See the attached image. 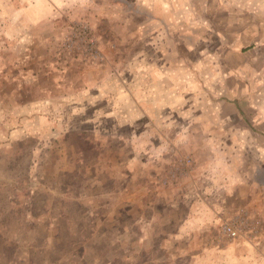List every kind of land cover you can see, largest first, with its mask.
<instances>
[{"label": "rangeland", "instance_id": "1", "mask_svg": "<svg viewBox=\"0 0 264 264\" xmlns=\"http://www.w3.org/2000/svg\"><path fill=\"white\" fill-rule=\"evenodd\" d=\"M27 1L0 0V264H264L234 135L240 110L264 130V0H163L158 50L141 0Z\"/></svg>", "mask_w": 264, "mask_h": 264}, {"label": "crops", "instance_id": "2", "mask_svg": "<svg viewBox=\"0 0 264 264\" xmlns=\"http://www.w3.org/2000/svg\"><path fill=\"white\" fill-rule=\"evenodd\" d=\"M163 0H141V2H144V5L146 8L142 9L141 11V17H142V22H141V26H140V34L144 35L143 38H141V42L143 43V47L145 48H149L148 46H155V44H157L158 46H156L157 50L159 49V47H162L161 44H165L166 40V48H169L167 43L169 42V40L172 42L174 40L173 36L174 33H176V30H174L175 27V21H174V10L173 9H168V8H163V3L161 2ZM171 3H173V0H170ZM33 1L32 0H28L27 4H29V7H32L31 3ZM160 3L162 4V7L160 6ZM37 5H35V7L41 6L43 5V9H41V11H43L41 14L37 15V18H40L42 16L47 17L49 15L53 14V8H52V3L50 0H37ZM39 13V12H38ZM37 13V14H38ZM35 18V17H34ZM166 35L168 36L167 39L165 38ZM178 40V39H177ZM259 46V45H258ZM174 48L173 44L171 45V49ZM162 50H164L163 48H161ZM260 50V49H259ZM257 50V51H259ZM167 60V59H166ZM143 61V59H142ZM146 62H149V64H153L155 62V65H158L160 63V59L157 57L156 59L153 58H145ZM168 62L170 65H172V59L170 61H165ZM173 77V76H172ZM253 97V96H252ZM243 110V109H242ZM239 111V108H238ZM245 113V112H244ZM242 111L240 110L239 112H235L236 115H238L239 118H241L243 120V122L241 123L240 126L235 127V133L238 136V142H237V146H241L243 147V149L241 150H245L244 147H246L247 149H251L254 148L256 149L258 152H261L260 157L262 158V160H264V130L260 129L258 127V125L253 124L254 123V116L256 113L254 114H250V113H245V115L243 116ZM251 116H250V115ZM252 117V118H251ZM251 118V119H250ZM205 123L203 125V127H201L199 125V123H195V124H190L189 123V129L191 130V136L195 137V133H193L192 130H197V127L195 129V126L199 125L200 128L204 131L209 130H219V127H213L212 126V122L210 123ZM175 123L173 122V125ZM210 124V125H208ZM227 134H229V132H227ZM224 134L223 131H208L205 133V135L203 136L202 140H204L205 145H209L210 147L213 146H217V145H233V142L229 141V144L226 140H223ZM214 150L216 151V148L214 147ZM227 148H224V151H226ZM214 151V152H215ZM218 157H216L217 159ZM257 168V167H256ZM261 168H263L264 170V165L261 166ZM225 171H223V177H227L229 179L234 178V174H225ZM259 172L258 171V176H259ZM263 177H264V171L262 172ZM240 182L241 185H247L249 188H252L254 185L253 183L256 185H259V183H261L259 181V178L253 179L250 182H246V181H237V183ZM259 182V183H258ZM262 184V183H261ZM264 188V184L261 186ZM253 189L255 190V187H253Z\"/></svg>", "mask_w": 264, "mask_h": 264}]
</instances>
